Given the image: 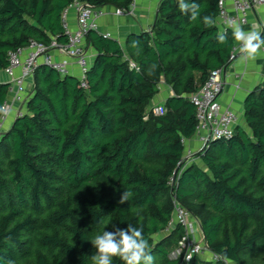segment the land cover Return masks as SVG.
Masks as SVG:
<instances>
[{"label": "trees", "instance_id": "trees-1", "mask_svg": "<svg viewBox=\"0 0 264 264\" xmlns=\"http://www.w3.org/2000/svg\"><path fill=\"white\" fill-rule=\"evenodd\" d=\"M74 1L0 0V71L10 51L33 40L65 44L63 13ZM194 2L197 20L178 0H161L152 30L131 34L125 48L90 31L96 55L86 88L75 74L37 67L25 111L0 141V264H92L95 235L129 223L143 227L155 264H181L170 255L182 226L154 239L169 228L175 202L200 219L219 256L192 264H264V81L244 103L248 130L237 125L231 137L211 140L195 156L202 166L184 164L197 128L191 95L227 67L235 46L230 29L226 44L217 40L219 0ZM207 14L216 24L206 28ZM162 80L173 95L156 115L149 108ZM11 86L0 83V118ZM124 191L131 196L119 203Z\"/></svg>", "mask_w": 264, "mask_h": 264}, {"label": "built area", "instance_id": "built-area-1", "mask_svg": "<svg viewBox=\"0 0 264 264\" xmlns=\"http://www.w3.org/2000/svg\"><path fill=\"white\" fill-rule=\"evenodd\" d=\"M161 1V0H160ZM257 6H264V0H233L235 16H230L227 8V0H219V18L225 24L228 20H234L241 25L248 23V16ZM74 7L77 11V28L72 29L68 21L69 8ZM63 13V26L68 41L63 44L57 40H52L49 46L31 41L27 48L9 52V65L5 72L11 78V91L13 101L5 103L4 114L0 118V141L7 130V121L12 105L17 103L18 112L23 114V108L30 96L28 86L32 83L35 71L41 64L47 65L56 70L62 76L75 74L73 67L77 66L81 86L87 87V75L91 66L92 57L84 46V41L90 31H98L97 19L102 15L101 8L75 0L74 3ZM135 0H131L127 8H116L115 14L125 13L135 14ZM109 36V35H106ZM60 51L65 57L56 59L54 52ZM238 53H231L230 60H234ZM76 75V74H75ZM224 69L213 70L209 73L206 82L201 89L191 95V101L196 107L197 128L196 135L199 137L202 147L208 145L213 139L229 138L233 135L239 123L238 114L229 108H223L219 97L224 89ZM166 108L157 106L152 109L154 114H164ZM200 149V150H201ZM199 150V151H200ZM197 153L189 152V157L196 156ZM174 215L168 230L176 224L184 228V234L179 241V247L171 253V258L181 259V264H192L197 256H202L207 251H212L207 242L199 241L196 238L194 220L196 216L183 205L175 202ZM201 226V225H200ZM204 237V236H203ZM205 239V238H203ZM215 260L219 256L215 254ZM227 264V260L225 261Z\"/></svg>", "mask_w": 264, "mask_h": 264}, {"label": "crops", "instance_id": "crops-1", "mask_svg": "<svg viewBox=\"0 0 264 264\" xmlns=\"http://www.w3.org/2000/svg\"><path fill=\"white\" fill-rule=\"evenodd\" d=\"M159 4L160 0H135L136 9L134 15L128 13L117 15L115 14V10L119 7L111 5L101 6L99 8H101L103 13L97 19L99 26L98 32L118 40L125 48L127 39L131 34L150 32L152 30L158 17L157 12L159 11ZM227 8L229 15L235 16L233 0H227ZM77 18L76 9L74 7L69 8L68 21L72 29L77 28ZM218 26L222 32L226 28L225 22L220 18H218ZM242 26L245 31L256 30L262 34L264 30V6L255 7L248 16V23ZM84 46L93 59L96 55V51L87 41V38L84 41ZM54 55L56 59L65 57L60 51H55ZM263 65L264 48L260 50L257 58L254 60H244L238 53L234 60L229 61L227 65L228 68L224 72L225 85L219 100L223 108L232 109L238 114V125L244 127L246 130H248V126L245 121L244 103L249 93L264 81ZM73 72L76 75L79 73L77 66L73 67ZM0 83H11V78L7 75L5 70L0 71ZM171 95H173L172 87L162 80L159 84V92L153 98L150 106L153 108L157 106L166 108L165 102ZM8 101H13L12 92L9 94ZM19 107L17 103L12 105V110L9 113L6 124L8 128L11 127L16 119V112ZM186 146L187 152L198 153L202 147V143L195 134L193 138L187 140ZM201 235L203 237V234ZM200 257L202 259H207L204 255Z\"/></svg>", "mask_w": 264, "mask_h": 264}, {"label": "clouds", "instance_id": "clouds-1", "mask_svg": "<svg viewBox=\"0 0 264 264\" xmlns=\"http://www.w3.org/2000/svg\"><path fill=\"white\" fill-rule=\"evenodd\" d=\"M182 13L190 15L192 20L201 18L200 5L194 0H178ZM204 26L212 27L216 21L212 14L203 15ZM231 30L232 38L236 42L232 51L239 53L242 59H256L258 53L264 48V36L259 31H245L244 27L234 20L226 22V28L218 34L217 40L220 44L228 42V30ZM131 193L124 191L119 203L126 202ZM113 231L104 230L97 233L91 241L96 249L91 255L92 264H113V258H119L123 264H155V257L151 254L148 239L143 234V227L128 224L126 228L113 226Z\"/></svg>", "mask_w": 264, "mask_h": 264}, {"label": "rangeland", "instance_id": "rangeland-1", "mask_svg": "<svg viewBox=\"0 0 264 264\" xmlns=\"http://www.w3.org/2000/svg\"><path fill=\"white\" fill-rule=\"evenodd\" d=\"M32 90V83H30L29 84V86H28V92H30ZM153 109V107H151L150 106V108H149V110H152ZM25 111V106H24V108H23V112ZM19 111L17 110V112H16V117H18V116H20V112L18 113ZM189 155V152H187L186 154H185V159H184V164H187V163H191V162H193V161H197L198 163H199V165H201L202 166V162L198 159V158H196L195 156H191V157H189L188 156ZM174 219H175V214H174ZM196 221L194 220L193 222H194V227H195V234H196V238H197V240H199V241H203L204 240V242H206V240L205 239H203V237H202V235L201 234H203V232H202V230H201V228H200V219L196 216ZM174 222L175 223H173V227H175L177 224H176V220H174ZM170 231H172V228L170 229V230H166V231H164L163 233H161V234H159V235H156V236H154V239H155V241H157V240H159L161 237H163V236H167L169 233H170ZM202 232V233H201ZM184 234V233H183ZM180 241V240H179ZM179 243V242H178ZM176 244V246L174 247V249H173V251L174 250H176L179 246V244ZM172 251V252H173ZM204 256H205V258H207V259H209V260H213V261H215V255H214V252L213 251H207V252H205L204 254H203ZM227 264H234V263H232L231 261H227Z\"/></svg>", "mask_w": 264, "mask_h": 264}, {"label": "water", "instance_id": "water-1", "mask_svg": "<svg viewBox=\"0 0 264 264\" xmlns=\"http://www.w3.org/2000/svg\"><path fill=\"white\" fill-rule=\"evenodd\" d=\"M158 14H159V11L157 12V16H158ZM227 68H228V67H225L224 72L227 70ZM204 149H205V147H203L198 153L202 152ZM177 172H178V170L175 172L174 179H175L176 176H177ZM201 230H202V228H201ZM202 232H203V231H202ZM203 236H204V238H205L204 233H203ZM205 240H206V239H205Z\"/></svg>", "mask_w": 264, "mask_h": 264}]
</instances>
